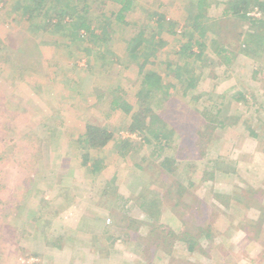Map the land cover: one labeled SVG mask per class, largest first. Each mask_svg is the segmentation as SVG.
Returning <instances> with one entry per match:
<instances>
[{"label": "rangeland", "instance_id": "1", "mask_svg": "<svg viewBox=\"0 0 264 264\" xmlns=\"http://www.w3.org/2000/svg\"><path fill=\"white\" fill-rule=\"evenodd\" d=\"M17 1L0 0V264H264V51L260 59L241 51V35L254 29L223 17L228 0H210L212 32L200 60L178 54L186 39L154 30L152 17L165 14L180 32L193 0H134L129 24H114L111 40L96 45L89 35L73 43L34 29ZM103 1L92 4L94 26L120 7ZM142 29L155 31L156 46L165 41L145 70L177 83L167 73L189 62L198 77L187 93L180 85L150 100L158 125L175 129L172 171L160 168L141 134L125 130L131 116L111 108L116 96L136 103L142 77L128 41ZM222 44L230 51L217 55ZM219 108L225 127L203 120L205 109ZM88 123L142 147L123 159L110 141L96 151L105 168L92 174L78 140ZM144 198L161 204L139 206ZM183 235L199 249L189 251Z\"/></svg>", "mask_w": 264, "mask_h": 264}, {"label": "trees", "instance_id": "2", "mask_svg": "<svg viewBox=\"0 0 264 264\" xmlns=\"http://www.w3.org/2000/svg\"><path fill=\"white\" fill-rule=\"evenodd\" d=\"M96 0H18L16 5L18 9H23L24 14L27 16L29 21H34L32 24L34 29L40 30L41 28L53 29V33H59L64 38H69L71 42L80 40L82 37L87 35L94 37V44L97 41L107 43L111 40L109 34L114 24H129L128 14L134 8V0H113L120 4L119 9L114 13V19L110 23L100 24L94 26V20L91 17L92 4ZM105 0L103 5H105ZM227 6L223 10V17L235 18L247 22L250 29L253 31L241 35L243 42L241 43V51L249 55L251 58L260 59V51H264V31L260 30L264 27V0H228ZM210 0H193L190 8L188 9L191 17H189L188 23L183 27V30L178 32L175 29V25L166 18L165 14L154 13L152 17H156L157 26L156 31L159 33L166 32L172 35H179L186 39L185 42L180 46L178 54L184 55L188 58H194L200 60L207 56L206 51V39L210 34L213 23L212 18L208 16L209 8L211 6ZM17 9V10H18ZM198 10V12H196ZM90 13V15H89ZM38 19V21H36ZM40 19V20H39ZM157 28V29H156ZM151 34V33H150ZM154 33L147 35L146 30H140L135 37L128 41L129 55L139 66V73L142 77L140 86L136 92V103L131 104L125 99L116 96L111 103L112 110H122L125 114L131 116V123L126 127V131L141 134V140L144 142L143 145H153L151 157L160 158L161 169L173 170L174 166H177L178 160L171 154L167 153V149H175L172 146L173 137L175 135L174 128H167V125H158V121L161 119L153 107V101L151 99L163 100L171 94V90L178 88L180 85H186L184 91L190 88L196 87L198 83V77L195 73V67L192 68L189 62H186L184 66L177 67V69H170L167 73L168 76L173 74V77L177 80L176 82H165L164 76L154 70L147 69L146 66L149 64L153 65L154 61L151 57H157L159 52V46L165 43V41L159 40V46H156L154 41ZM246 35V36H245ZM150 36V37H149ZM180 39V40H183ZM214 41V40H213ZM96 45V44H95ZM103 46V45H102ZM216 54L221 55L227 53L230 50L227 46L217 45ZM84 51H91V49H84ZM100 54L99 52H97ZM264 53V52H263ZM262 54V53H261ZM228 58H232L230 52ZM97 59V58H95ZM167 68H172V62L167 61ZM88 69L94 67L92 61L87 65ZM184 92V94H185ZM160 96V97H159ZM242 98L249 100V96L243 94ZM159 105V103L157 104ZM212 109H205L203 113V120L208 123H218V126H226V117L222 115V108L217 111H211ZM147 133V134H146ZM146 134V135H145ZM79 143L82 144L84 149L83 163L86 170L90 173H97L103 170L105 167L102 165L103 158L96 155V151L99 148H104L110 141H114L117 154L120 158H126L131 150L142 147L141 141H135L131 138L126 137L123 134L115 136V131H112L104 125L96 123H88L85 126L84 132L78 138ZM141 144V145H140ZM173 147V148H172ZM155 157V158H156ZM148 157H144L141 163L148 160ZM139 169H144L142 164H136ZM149 181V185H151ZM114 183H106L102 185V188L112 194L111 190L114 188ZM181 187V186H180ZM229 195H224L223 201L229 202ZM130 198L126 199L125 204H128ZM139 206L148 203L149 207L153 205H160V198L158 200L147 201L144 198L139 202ZM136 205V203H134ZM115 206H117L115 204ZM122 206V205H121ZM124 206V205H123ZM123 208V207H122ZM152 212V210H150ZM95 227H97L95 225ZM202 231H205L203 228ZM207 230V229H206ZM109 231V230H108ZM208 231V230H207ZM172 233V231H171ZM188 235V234H187ZM194 238V236L192 237ZM189 236H181L180 239L186 241L188 239L189 251L194 252L199 249V243L192 241ZM129 241L128 237H125Z\"/></svg>", "mask_w": 264, "mask_h": 264}]
</instances>
